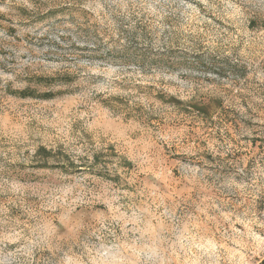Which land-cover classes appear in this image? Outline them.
<instances>
[{"label":"rangeland","instance_id":"1","mask_svg":"<svg viewBox=\"0 0 264 264\" xmlns=\"http://www.w3.org/2000/svg\"><path fill=\"white\" fill-rule=\"evenodd\" d=\"M263 254L264 0H0V264Z\"/></svg>","mask_w":264,"mask_h":264},{"label":"trees","instance_id":"2","mask_svg":"<svg viewBox=\"0 0 264 264\" xmlns=\"http://www.w3.org/2000/svg\"><path fill=\"white\" fill-rule=\"evenodd\" d=\"M26 97L34 98L35 95L34 93H31L28 89L23 90L22 92H19V98L26 99ZM44 99H47V98H44ZM258 264H264V254L262 256V259L258 262Z\"/></svg>","mask_w":264,"mask_h":264}]
</instances>
